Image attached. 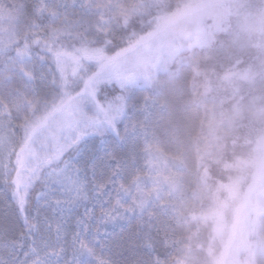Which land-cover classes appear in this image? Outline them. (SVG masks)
Returning a JSON list of instances; mask_svg holds the SVG:
<instances>
[{"label": "snow or ice", "instance_id": "1", "mask_svg": "<svg viewBox=\"0 0 264 264\" xmlns=\"http://www.w3.org/2000/svg\"><path fill=\"white\" fill-rule=\"evenodd\" d=\"M0 193V264H264V0H0Z\"/></svg>", "mask_w": 264, "mask_h": 264}, {"label": "trees", "instance_id": "2", "mask_svg": "<svg viewBox=\"0 0 264 264\" xmlns=\"http://www.w3.org/2000/svg\"><path fill=\"white\" fill-rule=\"evenodd\" d=\"M247 146L246 147H244L243 149H238V151H242V152H244V153H246L247 152ZM3 200V195H2V193H0V201H2ZM3 207V204L2 203H0V208H2Z\"/></svg>", "mask_w": 264, "mask_h": 264}]
</instances>
